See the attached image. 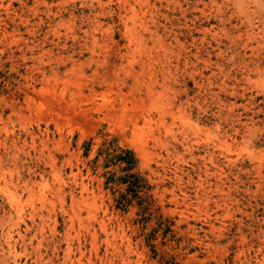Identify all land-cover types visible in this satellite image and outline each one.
<instances>
[{
  "label": "rangeland",
  "instance_id": "rangeland-1",
  "mask_svg": "<svg viewBox=\"0 0 264 264\" xmlns=\"http://www.w3.org/2000/svg\"><path fill=\"white\" fill-rule=\"evenodd\" d=\"M0 264H264V0H0Z\"/></svg>",
  "mask_w": 264,
  "mask_h": 264
}]
</instances>
